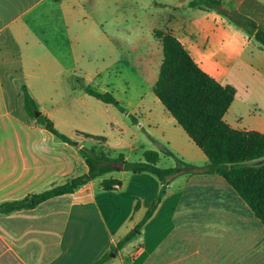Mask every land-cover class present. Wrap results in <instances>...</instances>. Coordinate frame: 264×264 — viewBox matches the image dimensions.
I'll use <instances>...</instances> for the list:
<instances>
[{
  "label": "crops",
  "instance_id": "obj_1",
  "mask_svg": "<svg viewBox=\"0 0 264 264\" xmlns=\"http://www.w3.org/2000/svg\"><path fill=\"white\" fill-rule=\"evenodd\" d=\"M190 1L173 7L175 15L169 16L166 27L152 30L153 40L127 43L130 51L127 55L123 51L122 57L133 61L152 90L162 62L161 43L153 32L171 31L205 73L235 88L225 122L233 129L264 134V106L254 99L264 80V48L255 41L254 33L215 10L192 8ZM220 1L223 9L250 19L264 31V0ZM125 2L0 0V128L12 129L0 141L4 143L0 144V205L40 194L86 174L88 169L79 152L85 143L83 134L103 137V145L123 150L127 161L126 154L137 150L135 143L123 138L138 122L135 108L124 110V120L112 118L109 122L117 131L113 144L106 136L77 130L69 121L61 122L65 129L59 130L53 118L54 128L74 145L56 139L23 109L25 86L40 114L50 116L41 106L44 99H49L48 94L52 95L54 114L60 110L71 113L75 103L71 95L78 87L85 92L88 85L96 86L99 76L91 77L87 51L89 55L92 51L83 42L92 31H100L108 40L109 27H123ZM78 59L84 61L83 66L78 65ZM254 74L259 80L253 88L249 78ZM14 76L19 77L17 84ZM105 87L100 93L107 92ZM128 118L131 126L126 124ZM160 139H154L157 152L162 145L187 163L207 164L202 151L197 147L203 155L193 150L186 139L179 141L164 134ZM161 155L164 154L160 153V158ZM105 179L119 184L106 191L102 187ZM159 190L160 183L152 175L119 170L33 208L0 212V264H94L142 221ZM114 261L264 264V226L221 176H178L134 238L102 264Z\"/></svg>",
  "mask_w": 264,
  "mask_h": 264
},
{
  "label": "trees",
  "instance_id": "obj_2",
  "mask_svg": "<svg viewBox=\"0 0 264 264\" xmlns=\"http://www.w3.org/2000/svg\"><path fill=\"white\" fill-rule=\"evenodd\" d=\"M189 6L200 10H216L234 24L254 33L255 41L264 48V31L258 29L250 19L223 9L220 0H191ZM153 34L161 43L162 62L152 93L202 151L207 164L198 166L187 163L162 145L160 153L175 159L173 167L158 166L160 153L151 150L142 153V161L129 162L122 153L106 148L103 137L83 134L95 141L91 146L82 145L79 148L88 169L86 174L40 194L0 205L1 213L30 209L50 198L72 194L89 181L113 171L147 173L155 177L160 183V190L142 221L94 264H102L115 257L117 251L134 238L165 196L168 185L178 176H221L264 226V134L230 127L224 115L234 100L235 88L222 85L205 73L171 31L154 30ZM85 92L123 112L112 94L100 93L91 88H85ZM22 94L23 109L30 119L44 126L56 139L74 145V141L54 128L46 115L35 117L38 108L25 86L22 87ZM118 184L119 181L113 179L102 181L106 191Z\"/></svg>",
  "mask_w": 264,
  "mask_h": 264
},
{
  "label": "rangeland",
  "instance_id": "obj_3",
  "mask_svg": "<svg viewBox=\"0 0 264 264\" xmlns=\"http://www.w3.org/2000/svg\"><path fill=\"white\" fill-rule=\"evenodd\" d=\"M182 1L184 0H126L122 8V14L126 19L123 27H119L116 30L109 27L106 31L109 36L108 40L100 31H92L87 34L86 40L83 42L84 47L86 49L90 48L92 51L91 55L87 51V57H91L88 64L89 69H87L91 72V77L94 78L99 75L95 81L97 85H88L87 88L101 92L107 85V92L110 94L114 93L112 95L122 107L123 112L124 110L129 112L135 108L139 115L138 122L134 125L135 127L130 125L132 124L131 118L126 119V124L131 126L132 131L126 133L123 138L128 143H135L138 146L136 151L126 154V156H129V162L142 161V153L145 151H158V147L154 145V139L161 140L160 136L162 134L168 138L171 136L179 141H181V138L186 139L193 150L203 155L181 128L173 124L175 123L174 120L152 93L151 85L147 78L134 68L133 61H131L132 63L130 61L127 62L122 57L123 51H126V55L130 51L127 48V43L133 44L137 41L139 44L145 43L148 39L153 40L152 30L164 28L169 16L175 15L173 7ZM133 15L139 18V22L135 21ZM123 44L125 49L122 46ZM83 63L82 59H78L79 66H83ZM77 77L81 76L78 74ZM14 78H17L14 79V84H17L19 77L14 76ZM249 79L254 88L259 77L254 74V77ZM259 86L260 88L255 91L254 99L264 106V80ZM81 90L78 87L76 93L71 95L72 100L75 99L71 113H68V110H60L54 114L53 109H51V94L46 95V98L49 99H44L41 102V106L46 108L50 115L48 118L52 123L54 122L53 118L55 122H58L59 130L65 129L61 122L69 121L77 130L106 136L109 142L113 144L116 140L115 134L117 131L113 129L109 122L112 121V118L124 120L123 112L110 104H104L96 100ZM38 112H40V109H38ZM141 127L142 129H140ZM6 128H0V141H4L6 133H12V129L9 130L8 128L7 130ZM149 136L152 138L150 139ZM85 139V137H82V140L85 141L83 143L85 146H91L95 142ZM0 144L3 145L4 143L0 142ZM108 149L112 150L111 148ZM115 152L120 153L121 151L116 150ZM123 152L122 150L121 153ZM174 165V158L161 155L158 166L168 168ZM196 165L203 166L204 164L197 163ZM111 264L118 263L114 261Z\"/></svg>",
  "mask_w": 264,
  "mask_h": 264
},
{
  "label": "water",
  "instance_id": "obj_4",
  "mask_svg": "<svg viewBox=\"0 0 264 264\" xmlns=\"http://www.w3.org/2000/svg\"><path fill=\"white\" fill-rule=\"evenodd\" d=\"M40 115V112L36 111L35 112V117H38Z\"/></svg>",
  "mask_w": 264,
  "mask_h": 264
}]
</instances>
